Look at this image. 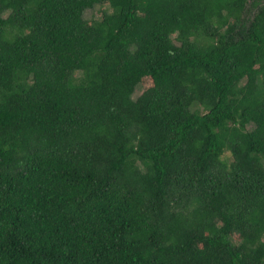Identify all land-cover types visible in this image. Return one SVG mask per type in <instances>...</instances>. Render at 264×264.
Returning <instances> with one entry per match:
<instances>
[{"label":"trees","instance_id":"16d2710c","mask_svg":"<svg viewBox=\"0 0 264 264\" xmlns=\"http://www.w3.org/2000/svg\"><path fill=\"white\" fill-rule=\"evenodd\" d=\"M261 157L264 0H0V264H264Z\"/></svg>","mask_w":264,"mask_h":264},{"label":"rangeland","instance_id":"374dc122","mask_svg":"<svg viewBox=\"0 0 264 264\" xmlns=\"http://www.w3.org/2000/svg\"><path fill=\"white\" fill-rule=\"evenodd\" d=\"M103 11L108 12L109 7L106 5H95L92 8L85 10L83 16L86 20H97L101 18ZM141 89V86H137L133 97L138 96L141 93ZM261 160L264 165V157H261Z\"/></svg>","mask_w":264,"mask_h":264}]
</instances>
